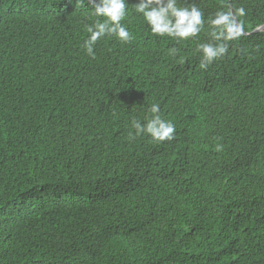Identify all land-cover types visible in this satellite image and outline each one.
<instances>
[{
    "label": "trees",
    "instance_id": "obj_1",
    "mask_svg": "<svg viewBox=\"0 0 264 264\" xmlns=\"http://www.w3.org/2000/svg\"><path fill=\"white\" fill-rule=\"evenodd\" d=\"M125 2L132 40L91 56V0H0V264H264V0H178L185 40ZM229 10L244 33L202 69ZM152 104L174 139L130 137Z\"/></svg>",
    "mask_w": 264,
    "mask_h": 264
},
{
    "label": "clouds",
    "instance_id": "obj_2",
    "mask_svg": "<svg viewBox=\"0 0 264 264\" xmlns=\"http://www.w3.org/2000/svg\"><path fill=\"white\" fill-rule=\"evenodd\" d=\"M93 11L97 20L94 24L87 26L89 34L83 43L87 54L94 56V45L105 36H115L123 43L132 40V35L121 23L127 10L125 0H91ZM135 12L142 14L145 22L153 34L167 36L178 40H185L197 36L203 25V13L195 5L191 7L178 6V0H139L135 5ZM240 16L244 15V9L237 10ZM211 25L210 35L213 41L220 43H204L198 46L202 54L200 67L206 69L215 59L222 57L227 52L226 41L239 38L243 34V27L233 20V13L229 11L217 12L215 18L209 21ZM262 26V25H261ZM174 54L177 49H172ZM152 116L144 123L133 120L131 127L135 130L130 132V137L139 134H147L155 141L163 142L174 139L176 131L174 124L162 119L159 115V104L150 107ZM218 150L221 146H217Z\"/></svg>",
    "mask_w": 264,
    "mask_h": 264
},
{
    "label": "water",
    "instance_id": "obj_3",
    "mask_svg": "<svg viewBox=\"0 0 264 264\" xmlns=\"http://www.w3.org/2000/svg\"><path fill=\"white\" fill-rule=\"evenodd\" d=\"M233 20L236 22V23H238L237 22V19H236V17L233 15ZM261 29H263V25L262 26H259V27H257V28H255L254 29V31H259V30H261ZM243 33H244V31H243Z\"/></svg>",
    "mask_w": 264,
    "mask_h": 264
}]
</instances>
